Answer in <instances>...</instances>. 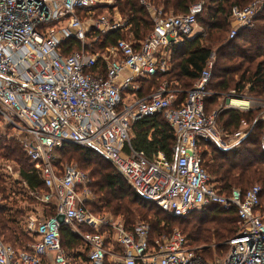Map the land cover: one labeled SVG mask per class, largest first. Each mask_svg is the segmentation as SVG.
Listing matches in <instances>:
<instances>
[{"label":"built area","instance_id":"2783aa9c","mask_svg":"<svg viewBox=\"0 0 264 264\" xmlns=\"http://www.w3.org/2000/svg\"><path fill=\"white\" fill-rule=\"evenodd\" d=\"M141 2L151 13L153 30L143 40L122 37L102 46L101 38L113 32L133 34L131 18L111 10L114 0H0V122L22 136L43 182V189L25 186L55 209L52 216L27 220L31 245L16 249L0 237V264H73L62 246L59 214L82 238L87 264H106L109 257L116 264H264L262 186L222 193L203 166L206 143L228 149L248 135L245 122L233 133L218 125L224 108L206 111L205 98L218 94L208 88L216 53L190 89L164 81L140 96V79L169 71L174 49L205 35L198 18L206 0L178 15ZM99 7L105 13L98 14ZM263 10L264 0L234 6L229 38L253 27ZM70 39L79 48L66 53ZM236 96L241 97L230 98L226 108L264 109V98ZM155 114H163L177 142L168 155L158 151L148 157L133 147L132 131L135 122ZM65 145L96 149L142 196L174 217L211 204L236 209L238 230L225 256L208 260L177 228L152 240L148 223L129 229L115 217L94 216L80 193H90L88 174L75 164L54 163V150ZM6 168L20 176L14 164ZM110 240L120 253L108 248Z\"/></svg>","mask_w":264,"mask_h":264},{"label":"trees","instance_id":"16d2710c","mask_svg":"<svg viewBox=\"0 0 264 264\" xmlns=\"http://www.w3.org/2000/svg\"><path fill=\"white\" fill-rule=\"evenodd\" d=\"M147 1L164 8L168 14L178 15L186 13L191 4L200 0ZM252 1L206 0L204 12L198 18L199 23L206 29L205 35L195 36L178 45L174 49L169 71L159 73L151 79H140L143 86L140 96L156 89L164 81L174 87L190 89L200 78L211 52L214 51L216 59L208 88L218 94L205 98L207 112L218 106L221 93L234 91L242 95L264 98V10L256 18L253 27L241 30L233 39L229 38L232 29V8L236 5L245 7ZM115 5L123 15L131 18L135 39L143 40L153 30V18L141 0H115ZM97 13H104V10L99 7ZM122 37L123 32H113L107 38H101L102 46L115 43ZM67 44L69 45L66 53L79 48V43L75 39H70ZM263 114L264 109L261 108L250 111L225 108L220 112L218 124L227 132L239 130L242 122L246 123L248 130L247 137L238 146L221 149L212 143L204 145L203 166L222 193H229L236 187L247 190L259 184L263 188L261 201L264 202ZM131 141L136 150L152 157L158 151L168 155L177 138L163 114H155L134 123ZM70 151L78 154L79 163L90 172L94 181L97 201L93 204V211L104 210L122 215L129 229H132L140 219L150 225L152 240L164 232L172 231V227L178 225L193 247L216 245L219 250L229 248L227 242L238 230L239 216L236 209L225 210L211 204L187 217H174L142 196L96 149L65 145L54 150V163L58 165L61 156ZM0 158L20 165L21 181L26 182L31 190L43 189V182L35 163L29 158L21 142L0 134ZM7 192L8 187L0 174V194L5 199L10 196ZM48 209V216L55 214L54 207ZM18 214L23 213L20 210L13 211V207L0 205V236L8 243L23 244L24 247L25 241L34 240L18 226ZM61 242L69 255L73 249L84 245L82 238L67 225L61 226ZM106 264L111 263L107 261Z\"/></svg>","mask_w":264,"mask_h":264},{"label":"rangeland","instance_id":"374dc122","mask_svg":"<svg viewBox=\"0 0 264 264\" xmlns=\"http://www.w3.org/2000/svg\"><path fill=\"white\" fill-rule=\"evenodd\" d=\"M130 37H132V39H130ZM123 38L126 40L134 41L135 35L130 34V33H124ZM231 93L232 92L221 93L219 104L217 107H214L213 110L219 109V108L225 109L226 106L229 105L230 98L237 99L238 97H241V96L237 97L236 95H242V94L235 93L232 96ZM243 96H247V95H243ZM261 98H263V97H261ZM263 117H264V114H263ZM0 134H3L4 136L13 137L16 140H18L19 142H21L20 139L22 138V136L15 135V133L13 132L12 129L5 127V125L1 124V122H0ZM21 144H22V142H21ZM22 146H23V144H22ZM71 156H74V157L71 158ZM78 157H79L78 154H76L73 151H70V152L64 154L63 156H61V162L58 163V166L63 167L65 164H75V165L79 166L83 171H85L88 174V176H89L88 178L90 180V182L88 184L89 188H90V193L86 194V193H84L83 189L80 190V193L84 194V196L87 199L86 205H87L88 209L91 211V213H93L94 216H96L98 218H104L107 216V217H115L118 220L120 219L121 222L124 223V225L127 228H129L126 225L125 219L122 215H117V214L115 215V214L106 212L104 210H101L100 212L93 211V204L95 201H97L96 195L94 193V187H95L94 181L90 175V172L87 171L85 168H83V166L79 163ZM9 163L14 164L17 167V170L20 171V165H18L16 162H13V161L8 160V159L0 158V174L3 177L5 185L8 187L7 194L10 195L8 198L5 199L3 197V195L0 194V205L2 204V205H6L7 207H13V211L20 210L23 213V214L17 215L18 226L24 231V233L26 235L29 236V238H33V240H34V236H32L27 231V227H26L27 220L30 217H35V218L41 220L42 218L48 216V211H49L48 208L51 206H48L47 204H44L43 202H41V200L35 198V196H33L32 193H30L29 189H27V187L25 186V183L23 181H21L20 176L13 177L12 175H10L7 172L6 165ZM11 191H12V193H10ZM139 223H143V221H140V219H139L137 224H139ZM172 228L173 229L177 228V229L181 230L178 225H174ZM109 233H110V237H111L113 235L114 231L110 229ZM167 233H169V232H164L163 234H167ZM0 237L2 238V240L4 241L5 244L11 245L16 249H23L24 247L31 245L34 242V241H25L24 242L25 246L23 247L22 246L23 244H18V243H17L18 245L17 244H11V243L6 242L5 238H3L2 236H0ZM113 237L114 236H112L111 238H113ZM110 241L111 242H110V244H108V246H109L108 248H110L112 251H114L116 253H120L121 249L119 248V246H117L115 244V242H113V240H110ZM194 247H196L208 260H215V259L222 258L223 256H225L226 252L228 251V249L227 250H219L216 248V245H213L211 247H209L207 245H199V246H194ZM78 248H84V245L81 244L80 246H78Z\"/></svg>","mask_w":264,"mask_h":264},{"label":"crops","instance_id":"0c3cea01","mask_svg":"<svg viewBox=\"0 0 264 264\" xmlns=\"http://www.w3.org/2000/svg\"><path fill=\"white\" fill-rule=\"evenodd\" d=\"M111 10L115 11L116 9L120 12L119 8L115 5V0H114V3L113 5L110 7ZM162 8V7H161ZM104 10V13H105V9L102 8ZM163 11H164V8H163ZM166 12V11H165ZM121 13V12H120ZM150 13V12H149ZM151 14V13H150ZM152 17V16H151ZM133 30V28H132ZM200 30V29H199ZM128 33V32H127ZM72 254L69 255L71 256L72 260H73V264H87V255H86V252L84 251V248H75L72 250ZM69 254V253H68ZM110 257L108 258V261L111 263V264H116L115 262H113Z\"/></svg>","mask_w":264,"mask_h":264},{"label":"water","instance_id":"95a60500","mask_svg":"<svg viewBox=\"0 0 264 264\" xmlns=\"http://www.w3.org/2000/svg\"><path fill=\"white\" fill-rule=\"evenodd\" d=\"M64 219H65V216L63 214H59L57 216V220L60 223V225H64Z\"/></svg>","mask_w":264,"mask_h":264}]
</instances>
